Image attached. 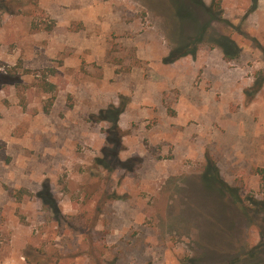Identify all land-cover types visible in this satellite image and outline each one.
<instances>
[{"label":"rangeland","instance_id":"obj_1","mask_svg":"<svg viewBox=\"0 0 264 264\" xmlns=\"http://www.w3.org/2000/svg\"><path fill=\"white\" fill-rule=\"evenodd\" d=\"M212 1L0 0V264H227L264 242V0Z\"/></svg>","mask_w":264,"mask_h":264},{"label":"trees","instance_id":"obj_2","mask_svg":"<svg viewBox=\"0 0 264 264\" xmlns=\"http://www.w3.org/2000/svg\"><path fill=\"white\" fill-rule=\"evenodd\" d=\"M212 5L213 6L211 8L207 9L208 11H210L211 13H216V12L220 11L221 0H213ZM213 15H214V18H216V14H213ZM204 40H205L204 34L198 36V38L195 39V45L201 44ZM210 41L217 44L220 48H222L225 51V54L229 57H231L233 54L240 53V49L237 47L235 42L233 40H231L230 38L227 39V38L221 37L218 40L217 39H215V40L211 39ZM186 47H189V45H180L178 47V49H176L171 54L169 59H167V62H171L173 60H176V58H178V56L182 52H186L187 54H190V55H195L196 49L186 51V49H185ZM213 171H215V173ZM202 177L205 179L206 182L211 181L214 183L215 188L219 190L218 195L227 196L228 195L227 192H229L233 196L234 202L241 203L239 196L236 194L237 192H235V194H233V190L230 189L227 185H225L224 183H222L220 181V178H219L218 174L216 173L215 169H211L209 166L208 169L206 170V172L202 175ZM252 204L254 206V208H253L254 210H257V211H258V209L264 210V204L255 203V202H253ZM244 210L246 211V209H244ZM263 254H264V242H261L256 247L247 251L242 259L235 260V261L229 262L227 264H264V255Z\"/></svg>","mask_w":264,"mask_h":264}]
</instances>
